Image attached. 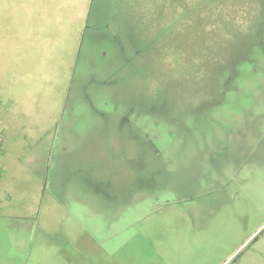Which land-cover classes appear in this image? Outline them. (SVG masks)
<instances>
[{
    "label": "rangeland",
    "instance_id": "374dc122",
    "mask_svg": "<svg viewBox=\"0 0 264 264\" xmlns=\"http://www.w3.org/2000/svg\"><path fill=\"white\" fill-rule=\"evenodd\" d=\"M0 264H264V0H0Z\"/></svg>",
    "mask_w": 264,
    "mask_h": 264
}]
</instances>
